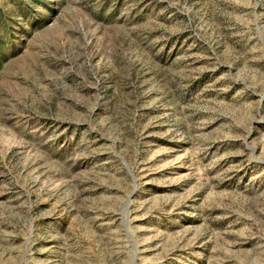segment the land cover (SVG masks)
<instances>
[{
    "label": "rangeland",
    "instance_id": "rangeland-1",
    "mask_svg": "<svg viewBox=\"0 0 264 264\" xmlns=\"http://www.w3.org/2000/svg\"><path fill=\"white\" fill-rule=\"evenodd\" d=\"M0 264H264V0H0Z\"/></svg>",
    "mask_w": 264,
    "mask_h": 264
}]
</instances>
